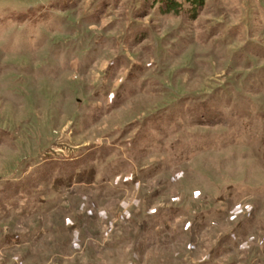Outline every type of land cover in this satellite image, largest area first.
Listing matches in <instances>:
<instances>
[{
  "label": "rangeland",
  "instance_id": "rangeland-1",
  "mask_svg": "<svg viewBox=\"0 0 264 264\" xmlns=\"http://www.w3.org/2000/svg\"><path fill=\"white\" fill-rule=\"evenodd\" d=\"M0 264H264V0H0Z\"/></svg>",
  "mask_w": 264,
  "mask_h": 264
}]
</instances>
